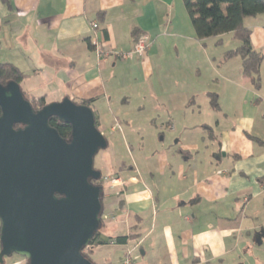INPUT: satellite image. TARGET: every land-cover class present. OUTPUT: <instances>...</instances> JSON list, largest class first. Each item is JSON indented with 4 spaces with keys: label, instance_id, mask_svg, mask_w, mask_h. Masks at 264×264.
I'll return each instance as SVG.
<instances>
[{
    "label": "crops",
    "instance_id": "crops-1",
    "mask_svg": "<svg viewBox=\"0 0 264 264\" xmlns=\"http://www.w3.org/2000/svg\"><path fill=\"white\" fill-rule=\"evenodd\" d=\"M183 12L180 0H0V64L26 75L29 97L92 100L99 131L112 134L114 124L128 127L129 101L148 97L144 124L175 134L166 145L148 135L130 164L113 156L95 264H264L263 81L255 91L240 59H223L231 34L199 41ZM245 27L264 55V15ZM135 32L150 46L123 59ZM121 141L128 152L124 134Z\"/></svg>",
    "mask_w": 264,
    "mask_h": 264
},
{
    "label": "water",
    "instance_id": "water-1",
    "mask_svg": "<svg viewBox=\"0 0 264 264\" xmlns=\"http://www.w3.org/2000/svg\"><path fill=\"white\" fill-rule=\"evenodd\" d=\"M107 147L89 106L66 97L34 110L18 83L0 84V263L94 264L82 251L101 228L104 189L91 181Z\"/></svg>",
    "mask_w": 264,
    "mask_h": 264
},
{
    "label": "trees",
    "instance_id": "trees-1",
    "mask_svg": "<svg viewBox=\"0 0 264 264\" xmlns=\"http://www.w3.org/2000/svg\"><path fill=\"white\" fill-rule=\"evenodd\" d=\"M189 18V22L194 31L195 37L199 41L209 38L220 37L231 34L232 38L240 44L235 49L224 52L223 59L230 60L239 58L241 62L242 75L246 77L255 91L261 88L260 67L263 62V55L253 48L250 35L251 31L245 27L247 19L256 18L264 15V0H180ZM143 34L133 33L134 43ZM221 44L222 40L217 41ZM26 75L19 71L11 64H0V84L5 86L8 82L13 81L20 85ZM22 90V89H21ZM23 92V91H22ZM25 99L31 102L34 110L41 109L47 104L44 98L33 99L23 92ZM210 106L213 110H217L218 99L213 93L208 94ZM77 104L89 106L92 100L74 101ZM90 107V106H89ZM96 125L98 128V122ZM49 125L55 128L59 136L68 140L70 137V126L61 123L56 118L49 119ZM17 127V126H16ZM257 143H262L260 140L251 137ZM108 148V147H107ZM94 185L102 186L104 177L98 181H91ZM105 193L103 192V197ZM104 210V208H103ZM103 212L101 214V228L94 234V237L89 245L82 253L90 259L92 248L105 244V241L100 240V233L103 227ZM129 237H116V244H123ZM93 262V261H92ZM94 263V262H93ZM0 264H5L0 263Z\"/></svg>",
    "mask_w": 264,
    "mask_h": 264
},
{
    "label": "rangeland",
    "instance_id": "rangeland-1",
    "mask_svg": "<svg viewBox=\"0 0 264 264\" xmlns=\"http://www.w3.org/2000/svg\"><path fill=\"white\" fill-rule=\"evenodd\" d=\"M181 7H182V11L185 12V9L182 5V2H181ZM183 12V13H184ZM184 15L187 17V21H189V18L186 14V12L184 13ZM251 19H247L246 21H250ZM190 24V22H189ZM191 26V24H190ZM192 28V26H191ZM212 41V40H211ZM223 41H224V44H225V48L226 49H235L237 46H239V42L234 40L232 38L231 35L229 36H226L225 38H223ZM212 52V51H211ZM262 54V52H260ZM263 55V54H262ZM260 76L262 75L261 77V80L263 81V85H264V55H263V62L261 64V67H260ZM202 76L203 77H206V76H209L210 71L208 72H205V70H203L201 72ZM143 87V90H149L150 86L146 85H142ZM153 104L154 103V100L150 99L149 101V98H145L144 100H140V99H136V100H133V101H129L128 103V108H125L128 112H129V115L128 116H125L123 117L124 120L128 123V127L125 128V127H122V126H119L118 124V128H115L113 129L112 127V131H115L113 134L110 133L109 129H110V126H105L103 128L100 129V131H103L106 136V140L108 142V146L110 149V143H113L115 142V149H114V152H110V150L108 151L107 149L105 150H101L97 153V155L95 156L94 158V161H93V166L96 170H99L101 172V175L104 177L106 176L107 174V169L109 167V164H110V167L113 166V163L116 162V159H113V156L114 155H117V156H122L123 158L120 160V162H123L124 164L126 163H129L131 162V155L134 156L135 152L134 153H131V150H135L137 144H141L142 141L146 142V138L148 139V135L151 136V134L155 135V137H157V140L159 139L160 136H164V141L163 143L166 145L169 143V140H172V138L174 137L175 134H170L168 133L167 131H165L164 129L163 130H160V129H157V131H154L151 128L147 127L144 123L146 122V119H147V114H149V104ZM141 106L143 107V110H141L142 112L140 113L139 110H138V106ZM125 105V104H123ZM203 108V107H202ZM226 110H229L227 108H225ZM208 111V113L206 112H202V116L203 114H206L204 116L205 119H209V124H212V118H215L213 115V112H211L210 110H206ZM121 119V117H120ZM115 125V124H114ZM113 125V126H114ZM122 127V128H121ZM105 128V129H104ZM130 128V130L128 131V129ZM199 127L196 128V130H199L198 129ZM160 130V131H158ZM127 131V132H126ZM258 132V134H260L261 136L262 135V132L260 131H256ZM197 133L199 134H202V132L197 131ZM124 134V136L127 138L128 140V143L129 144V147H128V152L125 151V148L122 144V141H121V136ZM149 136V137H150ZM194 136H195V133H194ZM205 136V135H204ZM176 138V137H175ZM174 138L172 140V142H174ZM208 141V140H206ZM147 143V142H146ZM122 146V149L119 147ZM117 156H115V158H117ZM119 159V157H118ZM102 186H103V189H104V193H110L111 192V188L108 187V182L104 179V182L102 183ZM105 203V206H106V201L104 202ZM114 250V249H113ZM15 262H19L20 264H26V261L25 259L17 256V255H13L9 258H5L4 259V263L5 264H13ZM94 262V261H93ZM95 264V263H94Z\"/></svg>",
    "mask_w": 264,
    "mask_h": 264
},
{
    "label": "built area",
    "instance_id": "built-area-1",
    "mask_svg": "<svg viewBox=\"0 0 264 264\" xmlns=\"http://www.w3.org/2000/svg\"><path fill=\"white\" fill-rule=\"evenodd\" d=\"M96 27H97V25L94 23L92 25V28L95 29ZM149 46H150V41H149L148 36L142 35L133 44L132 49L129 52H127V53H123L121 55V58L126 59V58H130L132 56L143 57ZM97 54H98V56H100L102 54V51L99 48H97ZM115 128L119 129L117 124H115L113 126V129H115ZM13 264H20V263L19 262H15ZM121 264H131V260L127 257V258L123 259Z\"/></svg>",
    "mask_w": 264,
    "mask_h": 264
}]
</instances>
